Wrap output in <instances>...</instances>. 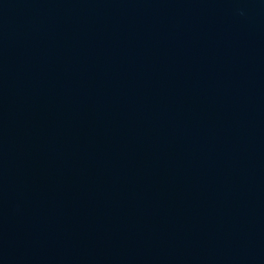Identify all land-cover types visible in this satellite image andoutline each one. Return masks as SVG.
Returning <instances> with one entry per match:
<instances>
[{
  "label": "water",
  "instance_id": "1",
  "mask_svg": "<svg viewBox=\"0 0 264 264\" xmlns=\"http://www.w3.org/2000/svg\"><path fill=\"white\" fill-rule=\"evenodd\" d=\"M0 264H264V0H0Z\"/></svg>",
  "mask_w": 264,
  "mask_h": 264
}]
</instances>
